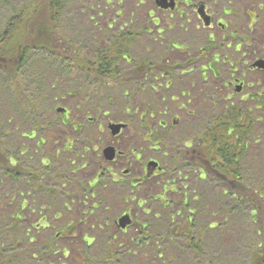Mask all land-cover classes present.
I'll return each mask as SVG.
<instances>
[{"label": "rangeland", "instance_id": "1", "mask_svg": "<svg viewBox=\"0 0 264 264\" xmlns=\"http://www.w3.org/2000/svg\"><path fill=\"white\" fill-rule=\"evenodd\" d=\"M37 2L0 0V36L8 21L29 4L26 16L30 23L22 22L17 36L24 39L22 36L28 32L35 33V27L40 26L36 20L45 26L46 14L36 18L31 15ZM194 2L206 6V14L215 21L212 29L204 27L191 8L183 10L190 23L177 15L170 20L156 9L155 0H62L60 37L54 39V50L60 55L72 58V54L78 53L80 60L91 62L98 52L107 49L116 34L124 31L135 35L128 60L120 62L117 81L87 80L76 70L67 73L61 69L58 55L55 60L28 57L20 74L21 93L16 90L14 80L0 76V146L18 164L20 176L16 182L12 181L10 174L0 167V264H84L82 253L90 255L91 263L87 264H251L254 256L262 254L264 221L254 224V208L249 200L242 198L241 207L236 205L223 194V187L202 181L197 168L185 165L176 154L180 148L178 140L192 134L198 136L225 107L232 103L246 106L243 102L247 97L264 91L263 73H250L244 65H251L256 57L264 58L260 43L264 39V0ZM218 22L229 26L228 30L217 25ZM168 23L172 26L168 27ZM248 24L250 28L257 26L248 32ZM230 31L235 40L229 37ZM209 36L215 39L211 47ZM249 37L253 40L251 47L236 53V42ZM178 44L188 50H175L177 47H173ZM212 61L217 64H214L217 77L210 71ZM137 62L151 63L152 70L135 78L132 71ZM202 69L206 82L201 77ZM234 79L244 82L241 94L231 86ZM169 81L173 84L166 89ZM183 93L193 100L184 113L175 108L180 102L190 101ZM19 99L26 105H37V113L26 112L27 106ZM60 108L68 110L71 116L62 117L57 112ZM149 111L153 118H149ZM143 115L145 124L141 122L148 132H159L161 121L181 115V128L165 136L169 147L162 150L168 157L149 151L150 146L140 140L138 135L142 137L147 132L140 127ZM35 119L42 129H36V138H24V134L33 130ZM66 119L75 122L77 131L62 124ZM260 120L254 144L243 161V175L250 193H257L252 197L264 207L260 198L264 196V118ZM117 122L128 124L130 130L123 133L117 144L128 157L127 163L110 167L114 173L126 169L137 177L141 168L130 150L142 148L146 158L161 156L159 159L172 177L163 182L160 179L162 185L159 179H153L134 189L113 183L108 175L111 170L102 165L103 188H93L97 194L93 198L83 190L89 188V181L98 178V162L106 164L102 151L105 146L114 145L107 126ZM80 126L84 127L82 131ZM39 137L46 140L41 148L37 144ZM69 145L72 151L66 150ZM42 162L49 165L45 167ZM24 169L42 174V181L32 180L28 173L19 171ZM175 179L178 194L163 195L161 186L165 182L166 190L177 189L170 186ZM182 185L187 186L189 209L195 212L188 215L194 218L192 234L201 243L202 255L196 256L182 235L169 233L171 228L178 230L185 226L186 217L180 214L178 203L183 199ZM166 199L170 204L166 205ZM27 204L34 213L20 215ZM123 212L130 213L137 223L125 233L115 224ZM68 225L75 227L73 238H67ZM144 225V231L140 230ZM64 230L63 236L67 237L57 239L56 235ZM131 238H135L134 243H129ZM103 255L110 259L101 262Z\"/></svg>", "mask_w": 264, "mask_h": 264}, {"label": "trees", "instance_id": "2", "mask_svg": "<svg viewBox=\"0 0 264 264\" xmlns=\"http://www.w3.org/2000/svg\"><path fill=\"white\" fill-rule=\"evenodd\" d=\"M37 6L33 11L32 17L36 18L40 14H46L48 20L45 21V26L41 25L43 22L35 21L40 26L35 27V33L28 32L22 36L24 39H20L17 36V29L20 25L27 22L26 7L8 21L5 32L0 36V76L4 78H10L16 82L15 88L21 93V78L20 74L26 67L27 59L30 55L40 56L44 59L55 60L56 55L60 58L61 69L67 73L71 70L78 72L81 76H85L87 80H98L105 82V80L117 81L120 71V62L129 58V48L133 46L135 35L129 32L118 33L115 35L113 41L107 49L97 53V57L93 61L80 60L78 53L72 58L66 55H60L54 48L56 43L54 39L60 37L58 34V27L60 25V18L63 11L62 0H43L40 3L37 0ZM42 8V10H41ZM28 9V8H27ZM28 11V10H27ZM35 20V19H34ZM33 21H31L32 24ZM30 23V20L27 22ZM26 23V24H27ZM61 41V40H60ZM32 57V58H33ZM73 61V62H72ZM212 61V69L215 71V76L218 74L214 68ZM151 63L137 62L133 68V76L142 77L143 75L149 74ZM21 100V99H19ZM24 106H27V111L31 110L33 113H37V105L29 103L26 105L25 101L21 100ZM246 106L237 107L234 103L224 108V111L212 117L211 122L207 123L206 127L202 129L200 134L196 136L197 147L193 150V154L188 158V161L196 167L200 179L202 181L214 182L217 185L223 187V194L227 197H231L233 202L241 207L242 198L248 199L254 208L255 221L254 224L259 225L260 220L264 221V207L260 203H256L255 198L252 197L257 193L252 191L250 186L246 183L243 175L244 159L248 154V150L254 144L255 135L257 136V124L261 122L260 119L264 118V98L260 102L244 101ZM262 108V110L260 109ZM39 112V111H38ZM146 114V113H145ZM150 114V111L148 112ZM65 116L62 114V117ZM146 116V115H145ZM35 124L32 127L33 130L24 134V138L32 139L36 138L37 130L42 129L41 123L35 119ZM63 125L73 129L74 123L69 122L68 119L64 120ZM45 129V128H44ZM150 137V134H149ZM152 144L159 142L158 136L153 135ZM161 140L163 138H160ZM38 146L41 148L45 144L44 137H39ZM6 148L0 146V167L10 174L12 181L17 180L19 174L17 173L18 164H15L14 159L8 153ZM23 154V153H22ZM23 156V155H21ZM22 173H28L33 179L42 181V174H33L30 170H19ZM187 187L183 186V189ZM54 193L55 191H51ZM183 199L179 201L181 207L180 214L186 217L185 226L176 230V228L169 229V233H179L187 239V247L190 248L194 254L202 255L203 251L200 248L201 243L199 239L194 238L192 234V226L194 218L189 216L195 215L194 210L191 211L188 206V196L184 192L182 194ZM264 203V196L260 197ZM25 205L21 208V214L25 215L31 212V209ZM28 207V209H27ZM32 214L34 212H31ZM20 219H17V221ZM36 226V225H35ZM178 226V225H176ZM262 226V239L260 242V249L262 254L260 256L252 258L251 264H264V222H261ZM33 227V226H32ZM179 228V227H178ZM140 226V230H143ZM143 233V232H142ZM145 234V233H144ZM135 242V238L128 240ZM142 246V243L136 242L135 244ZM84 264L91 263L90 255L82 253ZM110 257L113 255L110 253ZM81 257V256H80ZM110 257L102 256L99 260L106 262ZM255 261V262H254Z\"/></svg>", "mask_w": 264, "mask_h": 264}, {"label": "flooded vegetation", "instance_id": "3", "mask_svg": "<svg viewBox=\"0 0 264 264\" xmlns=\"http://www.w3.org/2000/svg\"><path fill=\"white\" fill-rule=\"evenodd\" d=\"M155 5H156V9H158L163 15H165V17H168L170 20L175 19V16L177 15L178 18H180L181 20H184L186 23H190L189 16L187 14H185L184 11H183L184 8L186 7L187 9H189V8L192 9L193 15L195 17H197L198 21H202L203 22V26L204 27L212 29L213 28L212 26H215V21L212 20L211 17H209L206 14V6H204L202 3L194 2V0H167L166 2H164L163 5H165V6L173 5V8H170V7H167V8H164V9L160 8V7H158L156 1H155ZM249 21L251 22L250 17H249ZM250 22H249V24H250ZM257 22H258V15H257ZM217 25H219L220 27L225 28L226 30H228V28H229V26H227V25H225V24H223L221 22H218ZM167 26L170 27L172 25H171V23L170 24L168 23ZM256 26H257V24H254V26L252 28H250V25H249L248 26V32L252 31L253 28L256 27ZM229 37H231L233 40H235L236 36L234 35V33L232 31H230L229 32ZM209 38H210V43H211V45L209 47H211V46L214 45V40L215 39H214L213 36H209ZM240 40L241 41L236 42V44L234 46L235 47L234 51L236 53H239L242 48H245V47L250 48L251 44L253 43V40L250 37L249 38H242ZM260 43H261V45H263V51H264V39L263 38H262V41ZM176 47H177V49H175ZM173 48L175 50H179V51H183V52L188 50V47L183 46L181 44H178V45L174 46ZM125 60H128V59H125ZM261 61L264 62V58L256 57V58H254L252 60L251 65L248 66L247 63H244V65L246 67H248L247 69H248V72H250V73L251 72L252 73H259V74L263 73L262 77L264 79V69L260 70V69H258L256 67H254L255 63L261 62ZM210 67H211V65H210ZM167 71H168V74H170L172 72V70L170 68ZM210 71L213 72L214 77H215L214 69L213 70L210 69ZM188 73H190V72H188ZM201 73H202V75H201L202 80L204 82H206V80H205L206 73H205V71L203 69L201 70ZM137 77H139V76H136L135 78H137ZM172 84H173V81H169V85L166 87V89H168ZM258 85L259 84H257V86ZM231 86L234 89H236L235 92L237 94H239V93L241 94L242 91L245 89L244 88V82L242 80H239V79H234L233 82L231 83ZM261 88H262V86H261ZM182 96L185 99L186 98L190 99V95H187L185 93H183ZM263 98H264V91L263 92L260 91V93L252 94V96L247 97L248 101H252V102H260L261 100H263ZM191 101L193 102L192 99H190V101H188V102H186V101L185 102H180L179 104L175 105L176 110L179 111V112L182 111L183 113L187 112L188 108H190L192 106ZM260 109L262 110V108H260ZM62 110H64V112H61V114H64V115L67 114L68 117L71 116L70 112L68 110H66L65 108L62 109ZM152 115L153 114L150 113L149 114V118H153ZM145 119H146L145 115L141 116L140 122L142 120V122H144V124H145ZM142 122L140 123V127L142 128V126H143L145 128V130L147 131L146 125H144ZM72 123L75 124V122H72ZM94 124H95V122L93 121V126H94ZM111 125H117V126L121 125V126H124V128H122L120 130L118 135L113 136L112 135V130L110 128ZM181 125H182V117H181V115L180 116L174 115L173 117H171L167 121H161L159 123V127L161 128L159 132L158 131H149V132L147 131V132H145L143 134L142 137H141V135H138V136L140 137V140L143 143H145L147 146H150L149 151H154L156 153L162 152L161 156L163 158L164 157L166 158V157H168V155L164 152V150H162L164 148H168L169 147L166 144V142H165V136L168 135L167 134L168 132H177L181 128ZM107 127L109 129L110 137L113 140L114 145L113 146L108 145V146L104 147V150L102 151V155H103L104 160L106 161L105 162L106 164H103L102 161H100V163L98 162V166H99L98 178L94 179V181H92V182L89 181V184H88L89 188L88 189L84 188V190H83L84 192L88 193L89 195H91V197L94 198L97 194H96V192L93 191V188H95L96 186L97 187L99 186V190L101 188H103V182H104V175L105 174H103V172L101 170L102 165H107L108 166V170L109 169L111 170V171L108 172L109 173L108 175L111 177L113 183L118 184V185L125 184V185L129 186L130 188H134V189L140 188L143 184L152 182L153 179H159V180L161 179L162 182H163V179H166L167 177H172L171 174L169 173V170H168L166 164H164L161 161V159H159L161 156H159V157L151 156V158H146V156L144 155L145 151L142 148H140V150H136V151L130 150L131 151L130 154L132 155V157L135 158L136 162H138V165L141 168V170L139 171V174H138L137 177L134 176V174H132L131 171L126 170V169H122L120 172H115L114 173L113 169L110 168V167H112V166H114L116 164H119V165L123 166L124 164L127 163L128 157H126L125 152L121 151V145L118 148L117 144H118V139L123 137V133L125 131L130 130V128H129L130 126L128 124L124 123V122H117V123H109ZM79 128H80L79 131H82V129L84 127L80 126ZM73 131H77L76 125L73 127ZM133 134L135 136H137L136 133H133ZM149 134H150V137H149ZM154 134L158 135L157 139L160 140V141L156 142L155 144H152L151 142L153 141L152 137H153ZM94 138H95V143H97V139H98L97 138V133H95ZM160 138H163V139L161 140ZM195 140H196V137H195L194 134H192V135H189V137L181 138V141L180 140L177 141L178 144L180 145V148H179V150H177V154L176 155L179 158H181V159L183 158V160H184L183 163L185 165H189V166H192V167H193V164L188 161V158L191 156V154L194 153L193 150L196 149V147H197V143H196ZM152 146H153V148H151ZM156 146H157V148H156ZM95 148H96V153H98V148H99L98 143L95 144ZM108 148H113L115 150V159L113 161H109V162L104 157V151L107 150ZM66 150L67 151H72L71 146L68 149H66ZM99 155H100V152H99ZM99 155H98V158H99ZM103 158L100 157V159H103ZM42 165L47 167L49 165V162H42ZM196 173L197 174L199 173L198 170L196 171ZM177 176L182 177L181 173H177ZM161 180H160L159 184L162 185ZM178 181L182 182V179L179 178ZM167 185H168V183L165 182L163 184V186H161L162 189H163V191H162L163 195H165V194H170V195L178 194L179 187L176 184V179L173 180V182L170 185V186H177L176 190H166ZM182 186H184V185H182ZM185 187H187V186H185ZM184 190H185V188L183 189V191ZM163 195H162V197H164ZM84 197L86 198L88 196L84 195ZM156 199L158 200L159 198H156ZM140 201L141 200H139L138 202H140ZM166 202H167L166 205L170 204V200L169 199H166ZM92 209L94 210V208H92ZM124 216H129V218L131 220V224L122 230L120 228V226H119V221ZM115 221H116L115 224H116L118 230L121 231L122 233L123 232L124 233L127 232L129 228H131V227H133V225L137 224L136 221L132 218L131 214L128 213V212H123L122 215L119 216ZM66 228H68V230L70 232L69 237L63 236V234L66 232V230H64L63 232H61V233L56 235L57 239H59L61 237L73 238L72 234H74L73 232H75V227L72 226V225H68V226L65 227V229ZM142 228L145 229L146 228L145 225L142 226ZM84 239H87V238L84 237ZM48 250H49V248H48ZM50 250H51V248H50Z\"/></svg>", "mask_w": 264, "mask_h": 264}, {"label": "water", "instance_id": "4", "mask_svg": "<svg viewBox=\"0 0 264 264\" xmlns=\"http://www.w3.org/2000/svg\"><path fill=\"white\" fill-rule=\"evenodd\" d=\"M167 0H157L156 3L158 5V7L160 8H167V7H170V8H173V5H170V6H165L163 5L164 2H166ZM254 67L258 68V69H264V62L261 61V62H257L254 64ZM58 112H64V110L60 109L58 110ZM111 130H112V135L113 136H116L118 135V133L120 132V130L122 128H124V126H121V125H111ZM104 157L106 158V160L109 162V161H113L115 159V150L113 148H108L107 150L104 151ZM131 224V220L129 218V216H124L122 217V219H120L119 221V226L120 228L123 230L124 228H126L127 226H129Z\"/></svg>", "mask_w": 264, "mask_h": 264}]
</instances>
